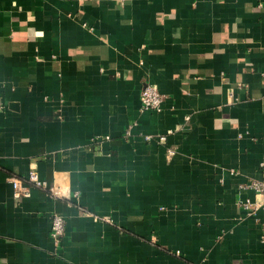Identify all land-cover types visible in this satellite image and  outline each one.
I'll return each mask as SVG.
<instances>
[{
    "label": "crops",
    "instance_id": "0c3cea01",
    "mask_svg": "<svg viewBox=\"0 0 264 264\" xmlns=\"http://www.w3.org/2000/svg\"><path fill=\"white\" fill-rule=\"evenodd\" d=\"M253 179L264 0H0V264H264Z\"/></svg>",
    "mask_w": 264,
    "mask_h": 264
},
{
    "label": "built area",
    "instance_id": "2783aa9c",
    "mask_svg": "<svg viewBox=\"0 0 264 264\" xmlns=\"http://www.w3.org/2000/svg\"><path fill=\"white\" fill-rule=\"evenodd\" d=\"M140 100L144 109H151L160 111L162 102L164 100L163 95L159 92L155 84L146 83L140 93ZM151 136H147L150 138ZM10 181L13 186V196L17 199L23 196L30 195V186H37L42 189L49 190L54 196L58 195V192L50 186L47 181L40 179L37 170L32 168L28 171L24 180L16 177H10ZM248 186L263 198L261 201H250L247 200L244 205L248 209L258 210L259 208L264 209V179H253L250 181ZM64 219L62 216L56 214L51 219V230L53 236L61 235L64 231Z\"/></svg>",
    "mask_w": 264,
    "mask_h": 264
}]
</instances>
